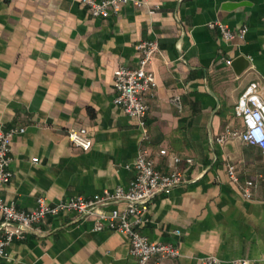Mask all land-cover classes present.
<instances>
[{
    "label": "crops",
    "instance_id": "crops-1",
    "mask_svg": "<svg viewBox=\"0 0 264 264\" xmlns=\"http://www.w3.org/2000/svg\"><path fill=\"white\" fill-rule=\"evenodd\" d=\"M146 1L157 8L153 14L126 6L102 20L81 0H0V126L24 129L11 138L12 178L2 197L24 211L39 197L50 204L92 198L127 188L134 173L125 166L142 150L161 173L178 156L184 183L159 192L139 227L149 241L178 249V258L158 264H199L207 256L264 264V183L245 200L225 171L230 162L240 182L264 177V151L238 140L216 142L226 130L244 129L234 107L250 84L258 85L264 102V0ZM214 21L244 33L226 41L207 28ZM141 41L159 47L150 64L156 86L143 96L148 140L137 120L113 104V74L137 67ZM241 57L238 70L245 61L248 67L237 75L231 63ZM173 96L180 97V111L169 102ZM73 128H86L90 149L70 144ZM0 264L135 260L126 236L96 232L93 217L65 212L9 244Z\"/></svg>",
    "mask_w": 264,
    "mask_h": 264
},
{
    "label": "built area",
    "instance_id": "built-area-1",
    "mask_svg": "<svg viewBox=\"0 0 264 264\" xmlns=\"http://www.w3.org/2000/svg\"><path fill=\"white\" fill-rule=\"evenodd\" d=\"M82 5L92 18L106 20L117 15L124 7H148L149 14L157 8L150 7L146 0H81ZM210 30L217 29L226 41L232 40L236 35H243L244 30L236 34L228 26L214 21L207 24ZM139 53L137 67L129 69L118 68L113 74V87L115 95L113 104L119 107L125 115L137 120L144 130L142 139L148 140L145 129V118L148 114V105L143 96L150 93L156 86L155 76L150 69L153 56L159 47L156 41H141L136 45ZM229 63V62H227ZM257 84H250L241 94L238 104L235 105V114L243 119L244 129L241 132L226 130L216 138L218 144L224 145L229 141L238 140L245 145L255 146L264 151V102ZM170 104L178 111L181 110L179 96H173ZM24 133L23 128L4 130L0 126V257L6 256V248L15 240H23L31 233L36 225L41 224L47 217L60 213L74 212L78 216L94 218V231L108 230L126 236L130 243V256L135 264H158L163 259H175L180 256L178 249L167 243L151 242L139 233V227L145 222L150 202L161 191L175 188L184 179L176 169L180 163L178 156H171L173 167L168 173H161L155 168L154 159L145 150L139 152L131 165L125 166L132 170L134 176L127 188L117 187L112 191H104L92 198L77 196L48 203L44 198L36 200L35 207L30 211L19 210L13 203H7L2 197L3 188L10 183L12 172L10 170V143L14 135ZM70 144L82 151H87L92 140L86 128H73L67 133ZM158 155L165 157L167 152L160 149ZM33 162H37L34 158ZM185 163L192 164V159H185ZM226 174L233 184L238 187L245 200L253 199L258 182L264 183V177L240 182L236 174V167L230 162L225 163ZM123 203L122 210L116 208L105 211V208ZM180 235L179 231L174 232ZM199 264H224L220 259L207 256L201 258ZM230 264H247L245 260H235Z\"/></svg>",
    "mask_w": 264,
    "mask_h": 264
},
{
    "label": "water",
    "instance_id": "water-1",
    "mask_svg": "<svg viewBox=\"0 0 264 264\" xmlns=\"http://www.w3.org/2000/svg\"><path fill=\"white\" fill-rule=\"evenodd\" d=\"M241 60H244V59L241 57V58H238V59H236L235 61H233V63H231V67L235 70V73H236L237 75H240V74L242 73V71H244V69H246V68L248 67V62L245 61V66H244V68H242L241 70H238V68H237V64H238L239 62H241Z\"/></svg>",
    "mask_w": 264,
    "mask_h": 264
}]
</instances>
